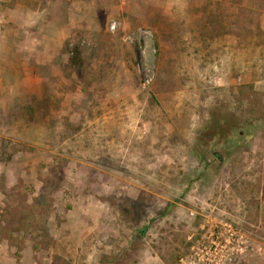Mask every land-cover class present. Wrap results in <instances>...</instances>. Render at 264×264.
Instances as JSON below:
<instances>
[{"label":"rangeland","instance_id":"rangeland-1","mask_svg":"<svg viewBox=\"0 0 264 264\" xmlns=\"http://www.w3.org/2000/svg\"><path fill=\"white\" fill-rule=\"evenodd\" d=\"M6 1L39 21L8 79L33 92L0 105V264H180L215 245L264 264V0ZM45 34L61 47L39 65Z\"/></svg>","mask_w":264,"mask_h":264},{"label":"crops","instance_id":"crops-1","mask_svg":"<svg viewBox=\"0 0 264 264\" xmlns=\"http://www.w3.org/2000/svg\"><path fill=\"white\" fill-rule=\"evenodd\" d=\"M31 8L32 7H26L24 2L14 4V6L9 5L6 0L0 3V105L9 104L13 99L24 100L26 96L31 95V92H33L19 90L14 87V84L10 85L8 81V79H10L11 66L13 65L12 59L17 55L21 57L24 56L20 55L21 52H23L21 39H24L20 38V36L25 32L22 28H24V26L33 27V24L36 26V22L39 21L36 11H32ZM29 13L31 15H29ZM57 30L61 36L67 35L68 28L66 26ZM17 35L19 36L18 38H16ZM34 40L38 42L33 43L35 51L32 53L34 55L33 57L36 59L35 63L39 65L43 64L41 59L46 57L44 50L47 46L45 44H51V41H57V46L61 44V39L57 38V40H54L49 34L35 36ZM60 55V52H56L54 59L58 60ZM47 61L51 62L52 59ZM2 109L3 107L0 106V110L4 111V109ZM7 186L10 185L7 184Z\"/></svg>","mask_w":264,"mask_h":264},{"label":"built area","instance_id":"built-area-1","mask_svg":"<svg viewBox=\"0 0 264 264\" xmlns=\"http://www.w3.org/2000/svg\"><path fill=\"white\" fill-rule=\"evenodd\" d=\"M114 27L115 22H112L111 28L113 29ZM225 240L227 244H231L230 250L232 251V253L239 254L244 251L246 240L243 239L242 235L236 236L234 235V233H230V236ZM226 245H224V247ZM216 246L217 245H215L213 249L196 253V255H190L189 257L184 259L181 258L179 262L180 264H223V258L225 257V255L218 254Z\"/></svg>","mask_w":264,"mask_h":264},{"label":"trees","instance_id":"trees-1","mask_svg":"<svg viewBox=\"0 0 264 264\" xmlns=\"http://www.w3.org/2000/svg\"><path fill=\"white\" fill-rule=\"evenodd\" d=\"M71 42H72L71 39H67L65 42V48L63 50L65 53H69L72 55L73 52H75L74 50H76V46L78 45V41H75L74 43H71ZM69 44H71V47L69 46ZM154 48H155L156 53L159 52L160 46H159L157 38L154 39Z\"/></svg>","mask_w":264,"mask_h":264}]
</instances>
